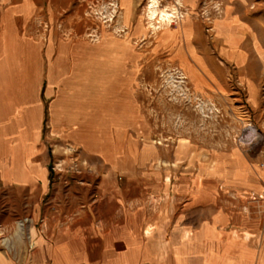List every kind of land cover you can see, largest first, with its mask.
<instances>
[{
	"label": "crops",
	"instance_id": "obj_1",
	"mask_svg": "<svg viewBox=\"0 0 264 264\" xmlns=\"http://www.w3.org/2000/svg\"><path fill=\"white\" fill-rule=\"evenodd\" d=\"M42 4L0 0V188L37 189L51 208L33 213L42 225L31 249L0 264H264V147L251 137L254 157L235 150L199 167L181 143L188 166L137 167L121 62L105 81L103 55L60 38ZM207 12L264 127V38L254 31L264 32V0H212ZM114 85L116 102L105 103Z\"/></svg>",
	"mask_w": 264,
	"mask_h": 264
},
{
	"label": "rangeland",
	"instance_id": "obj_2",
	"mask_svg": "<svg viewBox=\"0 0 264 264\" xmlns=\"http://www.w3.org/2000/svg\"><path fill=\"white\" fill-rule=\"evenodd\" d=\"M150 1L41 3L50 8L47 17L60 38L85 39L87 55H103L105 81L111 70L106 66L115 65L116 58L121 62L120 103L135 109L137 167L188 166L175 153L181 143L197 150L194 165L199 167L213 166L215 156L223 160L235 150L254 157L251 137L264 147V127L256 125L257 112L248 105L240 67L222 58V40L207 12L212 0L193 9L185 8L183 0H155L152 19ZM254 31L264 38L258 25ZM249 70L256 72L257 64H249ZM119 87L107 88L105 103L113 104ZM148 148L155 153L144 151ZM48 198L37 189L0 188V258L15 260L20 251L31 249V231L42 225L33 213L51 210L44 205ZM26 218L32 223L21 226Z\"/></svg>",
	"mask_w": 264,
	"mask_h": 264
},
{
	"label": "bare ground",
	"instance_id": "obj_3",
	"mask_svg": "<svg viewBox=\"0 0 264 264\" xmlns=\"http://www.w3.org/2000/svg\"><path fill=\"white\" fill-rule=\"evenodd\" d=\"M149 13H148V18H150V19H152V18H154V15H155V0H151L150 1V5H149ZM170 15V14H169ZM165 19H169V18H167V16H165L164 17ZM172 18V17H171Z\"/></svg>",
	"mask_w": 264,
	"mask_h": 264
},
{
	"label": "built area",
	"instance_id": "obj_4",
	"mask_svg": "<svg viewBox=\"0 0 264 264\" xmlns=\"http://www.w3.org/2000/svg\"><path fill=\"white\" fill-rule=\"evenodd\" d=\"M30 223H32L31 219L26 218L23 221H21V226H24L25 224H30Z\"/></svg>",
	"mask_w": 264,
	"mask_h": 264
}]
</instances>
